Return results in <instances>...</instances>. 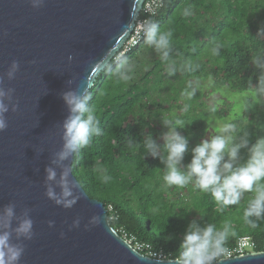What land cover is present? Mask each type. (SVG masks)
I'll return each instance as SVG.
<instances>
[{
    "label": "trees",
    "instance_id": "1",
    "mask_svg": "<svg viewBox=\"0 0 264 264\" xmlns=\"http://www.w3.org/2000/svg\"><path fill=\"white\" fill-rule=\"evenodd\" d=\"M186 8L191 15L183 14ZM155 21L160 28L173 33L169 59L155 60L151 70L137 80L140 61L136 62L135 57L146 45L144 41L125 57L133 65L131 79L118 80L114 74L117 63L113 61L100 74L88 94L102 134L74 155L73 175L91 199L106 207L114 206L119 218L110 224L115 231L124 229L139 242L163 252L168 261L178 255L185 230L192 221L201 226L214 224L218 230L228 226L226 250L236 248L240 238L250 237L254 243L251 253H264V220L250 227L243 219L252 193H245L239 205L222 210L210 194L194 190L191 184L167 188L162 181L164 165L158 158L146 156L143 147L146 131L163 144L158 137L164 131L158 130L157 122L167 120L164 113H171L177 103L172 105L166 99L163 103H151L150 95L154 92L145 86L154 72L162 74L175 65L187 80L210 76L215 88L230 85L242 92L254 90L252 84L256 83L258 72L253 61L264 57V36L257 35L264 28V0H167ZM216 46L220 47L219 55L213 54ZM163 104L170 107L164 109ZM177 120L181 121L177 127L183 128L178 131L189 138L183 161L186 165L191 160V149L203 137L200 134L192 139L195 133L191 116L174 115L171 119L173 123ZM232 124L236 126L232 133L236 142L245 132L250 143L264 138V111L245 112ZM162 155L166 153L162 151ZM241 157L247 159V149L241 150ZM105 174L111 176L108 183L101 182ZM185 190L189 193L188 204L183 202ZM170 195L176 196L178 202L168 201ZM223 258L222 254L217 262Z\"/></svg>",
    "mask_w": 264,
    "mask_h": 264
},
{
    "label": "water",
    "instance_id": "2",
    "mask_svg": "<svg viewBox=\"0 0 264 264\" xmlns=\"http://www.w3.org/2000/svg\"><path fill=\"white\" fill-rule=\"evenodd\" d=\"M145 1L43 0L33 8L32 0H0V87L14 89L16 105L0 132V213L9 203L18 216L31 209L34 233L20 241L18 264H172L145 257L116 233L104 203L91 199L74 177V157L67 163L78 202L64 209L45 196L44 170L62 147L68 114L61 94L94 87L130 37ZM13 60L20 69L9 81L5 73ZM92 216L101 223L86 229ZM76 218L80 226L72 228ZM216 264H264V253Z\"/></svg>",
    "mask_w": 264,
    "mask_h": 264
},
{
    "label": "clouds",
    "instance_id": "3",
    "mask_svg": "<svg viewBox=\"0 0 264 264\" xmlns=\"http://www.w3.org/2000/svg\"><path fill=\"white\" fill-rule=\"evenodd\" d=\"M42 6L43 0H32L33 8ZM183 14L191 15V10L186 8ZM143 34L145 43L167 61L173 33L161 30L160 25L149 18L143 21ZM257 35L264 36V28L259 29ZM213 54H220L219 46L213 49ZM253 66L258 74L256 83L252 86L259 97L264 94V57L256 58ZM19 69V62L13 60L5 73L6 78L9 81L15 79ZM132 71L133 65L126 58H121L114 74L118 80L127 81L131 79ZM13 94L14 89L0 87V132L8 127L6 114L10 105L11 110L16 111V105L12 103ZM183 94L190 99L195 95V89ZM61 98L68 114L62 123V147L53 154L50 165L44 170L45 196L57 206L71 209L80 197L76 191L78 185L69 179L70 168L67 162L81 149L87 148L94 137L100 136L102 129L94 108L90 106L91 97L86 89L82 92L66 91L61 94ZM188 109L189 105L185 104L183 111ZM180 124L179 120L175 123L170 120L162 121L167 129L158 137L163 141L162 145L153 138L151 132L144 133L143 147L146 156L158 158L164 165L163 185L167 188H184L191 184L194 190L210 194L222 210L239 205L245 193H252L244 208L243 219L245 224L256 227L258 221L264 220V138L250 143L249 134L245 132L239 142H236L232 136L236 126L225 124L220 134L202 139L191 149V160L185 165L183 161L188 151L189 138L178 131L183 129L177 127ZM129 144H132L131 140ZM242 149H247V159L242 160ZM162 151L166 155H162ZM100 179L101 182L108 183L111 176L105 174ZM30 213L31 209L25 208L18 216L14 203L6 205L0 213V264H18L20 261L24 253V246L20 241L31 240L34 235ZM100 223L99 216H92L85 227H95ZM53 225L54 221L48 222L50 228ZM79 226L80 218H76L71 227ZM228 233V226L218 230L211 223L201 226L196 221L190 222L172 264H216L218 257L226 251L224 245Z\"/></svg>",
    "mask_w": 264,
    "mask_h": 264
},
{
    "label": "rangeland",
    "instance_id": "4",
    "mask_svg": "<svg viewBox=\"0 0 264 264\" xmlns=\"http://www.w3.org/2000/svg\"><path fill=\"white\" fill-rule=\"evenodd\" d=\"M161 30L167 31L165 28H161ZM135 58L136 62L140 61L139 66L136 68L137 75L135 78L137 80L151 70L155 60H163L161 55L147 44L138 51ZM166 72L162 74L154 72L150 82L145 86L154 92L150 95L151 103H163L166 99L173 105L176 101L177 103L172 108V112H165L164 116L170 121L174 115L191 116L195 133L192 139L200 136V134L203 139L220 134L225 124H232L234 121L241 119L245 112L254 114L264 111V94L258 97L255 89L242 92L233 89L230 85L215 88L214 79L210 76L187 80L182 75L183 71L178 70L175 65ZM159 78L163 84L162 87H160ZM193 88L195 89V95L189 99L183 93L191 91ZM185 104L189 105L186 112L183 111ZM162 106L164 109L170 107L169 104H163ZM157 127L159 131L165 132L167 130L162 122H157ZM167 200L178 202L176 196L173 195L167 197ZM183 202L184 204L190 202L188 190H185ZM249 252L251 253V251Z\"/></svg>",
    "mask_w": 264,
    "mask_h": 264
},
{
    "label": "built area",
    "instance_id": "5",
    "mask_svg": "<svg viewBox=\"0 0 264 264\" xmlns=\"http://www.w3.org/2000/svg\"><path fill=\"white\" fill-rule=\"evenodd\" d=\"M167 0H146L140 16L138 17L133 31L130 37L127 39L125 44L123 45L120 52L114 57L113 62L118 63L121 58H125L127 55L131 54L137 48H139L142 43L145 41V37L143 34V21L146 19L155 20L162 9L165 7ZM108 212V218L110 223L118 221L119 215L115 210L113 205H109L106 207ZM116 233L135 251L144 255L145 257L159 260V261H168L167 256L163 252L156 251L151 245L139 242L135 237L129 235L124 229L116 230ZM254 248V243L250 237H243L238 240L236 248L233 250H226L223 253L224 258L222 260L239 258L242 256H246L248 253ZM220 260V261H222ZM219 262V261H218Z\"/></svg>",
    "mask_w": 264,
    "mask_h": 264
}]
</instances>
